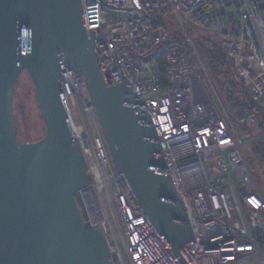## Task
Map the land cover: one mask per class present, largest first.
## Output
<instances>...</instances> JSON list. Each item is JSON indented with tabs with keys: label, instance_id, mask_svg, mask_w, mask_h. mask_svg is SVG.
I'll return each instance as SVG.
<instances>
[{
	"label": "built area",
	"instance_id": "2783aa9c",
	"mask_svg": "<svg viewBox=\"0 0 264 264\" xmlns=\"http://www.w3.org/2000/svg\"><path fill=\"white\" fill-rule=\"evenodd\" d=\"M85 31L104 84L121 82L114 53L144 99L176 194L195 241L181 250L191 264H264V199L252 190L242 151L264 142L254 116L228 111L191 29L217 40L253 101L264 96V0H80ZM231 13V14H229ZM58 83L71 138L88 184L79 190L84 225H100L110 264H181L116 173L84 76Z\"/></svg>",
	"mask_w": 264,
	"mask_h": 264
},
{
	"label": "water",
	"instance_id": "95a60500",
	"mask_svg": "<svg viewBox=\"0 0 264 264\" xmlns=\"http://www.w3.org/2000/svg\"><path fill=\"white\" fill-rule=\"evenodd\" d=\"M88 30L80 0H0V264H110L100 225L82 223L88 177L58 83L60 58L85 78L116 173L176 259L191 264L181 250L195 241L191 222L158 157L145 100L132 96L115 53L121 82L104 84ZM22 71L45 125L35 142L17 140L13 94Z\"/></svg>",
	"mask_w": 264,
	"mask_h": 264
},
{
	"label": "trees",
	"instance_id": "16d2710c",
	"mask_svg": "<svg viewBox=\"0 0 264 264\" xmlns=\"http://www.w3.org/2000/svg\"><path fill=\"white\" fill-rule=\"evenodd\" d=\"M194 40L208 73L228 111L239 117H256L259 131H264V105H262V103L264 104V96L259 102L252 100L250 94L243 89V79L237 73L234 63L226 57L217 41L207 36L198 37ZM253 147L264 149V142H257L250 146V148Z\"/></svg>",
	"mask_w": 264,
	"mask_h": 264
},
{
	"label": "rangeland",
	"instance_id": "374dc122",
	"mask_svg": "<svg viewBox=\"0 0 264 264\" xmlns=\"http://www.w3.org/2000/svg\"><path fill=\"white\" fill-rule=\"evenodd\" d=\"M191 35L193 39L202 36L210 37L194 29H191ZM243 89L250 94L244 83ZM262 105L264 104L262 103ZM13 114L19 141L35 142L44 135L45 126L38 115L34 87L26 71L20 73L15 85ZM242 156L252 178V190L259 193L264 199V149L247 147L242 151Z\"/></svg>",
	"mask_w": 264,
	"mask_h": 264
}]
</instances>
